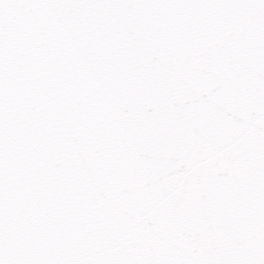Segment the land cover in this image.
<instances>
[{"label": "water", "instance_id": "1", "mask_svg": "<svg viewBox=\"0 0 264 264\" xmlns=\"http://www.w3.org/2000/svg\"><path fill=\"white\" fill-rule=\"evenodd\" d=\"M0 264H264V0H0Z\"/></svg>", "mask_w": 264, "mask_h": 264}]
</instances>
